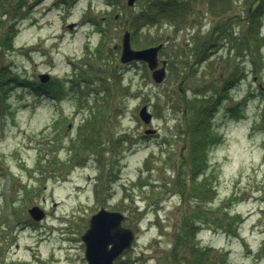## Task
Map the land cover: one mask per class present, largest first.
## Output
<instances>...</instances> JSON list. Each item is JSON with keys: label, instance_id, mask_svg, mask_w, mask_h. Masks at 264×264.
<instances>
[{"label": "rangeland", "instance_id": "374dc122", "mask_svg": "<svg viewBox=\"0 0 264 264\" xmlns=\"http://www.w3.org/2000/svg\"><path fill=\"white\" fill-rule=\"evenodd\" d=\"M43 1L33 8L32 0H0V68L33 84L40 73L66 83L61 98L15 81L0 89V264H88L82 234L101 206L125 213L123 224L136 232L116 263L169 264L180 243V258L197 264L191 242L186 250L181 237L200 201L207 210L196 240L212 247L206 264H264V66L253 70L252 56L233 45L260 0L252 6L233 0L218 15L220 0H188L193 8L184 17L162 13L159 24L139 31V43L150 37L164 43L161 83L147 64L120 59L124 31L132 32L131 17L149 0L133 6L128 0ZM228 19L232 33L219 37L216 30ZM99 20L109 28L104 37L94 25ZM10 25L16 35L8 50ZM204 40L215 46L207 60L196 62L192 53ZM235 63H245L247 77L212 119L204 176L216 194L202 201L182 188L193 172L181 130L183 96L211 82L220 86ZM145 104L149 123L140 117ZM89 124L99 132L100 151L81 149ZM34 205L45 209L43 220L31 217Z\"/></svg>", "mask_w": 264, "mask_h": 264}, {"label": "trees", "instance_id": "16d2710c", "mask_svg": "<svg viewBox=\"0 0 264 264\" xmlns=\"http://www.w3.org/2000/svg\"><path fill=\"white\" fill-rule=\"evenodd\" d=\"M75 1V0H70ZM233 0H220V9L219 11L216 9V13H224L225 9ZM249 5L252 6L256 0H247ZM214 3V1H212ZM215 4V3H214ZM193 8V2H189L188 0H149V6L147 8H143L138 13H135L130 20V27L132 29V41L136 47H145L151 44L161 43L162 40L157 37H150L152 40L147 43H139L136 41V34L144 30L145 27L155 26L159 24L162 19V13H164L168 18L167 19H177L182 18L186 15L187 12H190ZM220 13V14H221ZM248 19L245 21V27L243 29L242 37L236 38L233 42V45L237 48V53L245 55L250 54L252 56V66L253 70H257L264 66V53H263V44H264V0H260L259 5L254 6V8L249 11ZM185 19V18H183ZM229 19L224 22L226 26H221L217 28L218 36L225 37L226 35L232 33L230 24H228ZM97 30H99L103 37L107 30L109 29L107 25H104V22L99 20L95 24ZM216 31L212 34H215ZM15 31L12 29V25H10L9 30L6 35V43L5 49H12L14 46L15 39ZM102 37V38H103ZM214 37V35H213ZM213 37H210V40H215ZM104 40V39H101ZM103 42V41H102ZM101 42V44H102ZM214 42V41H213ZM99 45V44H98ZM104 43L102 44V46ZM214 43L204 40L200 45L195 47V54L192 53L196 62H204L210 57L212 52V48ZM96 46V49L99 50ZM101 51V50H100ZM96 52V51H95ZM138 62V61H133ZM142 62V61H141ZM144 63V62H142ZM193 63V62H192ZM146 64V63H145ZM191 69V63H186ZM247 77V70L245 68V63L240 65L239 63H235L233 69L230 71L227 77L222 80V84L220 86H216L215 82H211L207 84V86L201 87L197 90L193 97H186L184 94V106L185 111L184 115L186 117V126L184 129H181L185 135L189 138L190 145V154L189 160H191V164L193 165V172L190 176V182L184 178L182 183L183 190L186 188H190L193 196H196L200 200H206L209 198H214L216 194V189L214 185L209 182V179L204 176V172L208 167V149L212 142V134L214 133L212 130V119L218 110L221 102L224 99H227L231 95V91L235 86L239 83L240 80ZM185 79V78H184ZM31 79L21 76L20 74H15V76H9V72L5 71L4 68H0V86H10L12 82H17L18 85L22 86V88L32 87L38 93L41 91V86L47 88L48 91L52 92L56 98H61L65 89V79L61 77H54L48 83L38 82L37 84H33ZM72 84H75L74 79H70ZM81 84V83H80ZM214 90V94L210 93V90ZM190 114V115H189ZM94 124V123H93ZM93 124H89L86 127L85 134L87 135L86 140H84L81 144L83 150L87 149H99L102 150L98 140H94V136H97L99 133ZM100 141V140H99ZM121 139H117L114 141V145L116 144V148L121 145ZM186 165H188V161L184 158ZM180 172L178 171L176 178L180 177ZM29 192V191H28ZM183 195L185 194L184 191ZM199 211L194 215L193 218V226L190 224H185L184 227V237H181L183 243V247L191 248V254L196 258L197 264H206L205 255L212 248L211 246H207L206 248L201 247L199 241L196 240L197 232L199 231V225L197 224L198 219L204 218V214L206 216L207 208L203 206V204L199 203ZM203 212V213H202ZM235 217L234 220L237 219L239 214L233 215ZM189 239L187 240V238ZM191 242V247H188ZM180 243L177 244V246ZM173 246L171 252L167 258L170 259L169 264H178V259L183 261L186 264H190L187 259L180 258V250L179 247ZM187 262H186V261ZM117 264H125V262H118Z\"/></svg>", "mask_w": 264, "mask_h": 264}, {"label": "water", "instance_id": "95a60500", "mask_svg": "<svg viewBox=\"0 0 264 264\" xmlns=\"http://www.w3.org/2000/svg\"><path fill=\"white\" fill-rule=\"evenodd\" d=\"M135 0H128V5L133 6ZM71 26V25H70ZM73 26V25H72ZM163 43L144 48H135L132 44V33L126 29L122 38L120 59L124 63L131 61H144L152 71V77L157 83L166 78L167 60L160 59L159 53ZM161 64V65H160ZM51 78L48 73H41L40 79L47 82ZM140 116L145 123L152 120V114L147 105L140 109ZM150 133L151 131H146ZM31 215L40 220L45 215V210L39 205L29 208ZM125 214L121 211L109 210L102 207L90 218V226L82 235L86 244L85 256L88 264H114L115 259L124 250L131 247L135 239V231L131 227L124 226ZM17 264H28L20 262Z\"/></svg>", "mask_w": 264, "mask_h": 264}, {"label": "flooded vegetation", "instance_id": "af4514ba", "mask_svg": "<svg viewBox=\"0 0 264 264\" xmlns=\"http://www.w3.org/2000/svg\"><path fill=\"white\" fill-rule=\"evenodd\" d=\"M32 1H33L32 4L30 3L29 6H31L33 8H37L38 5H40V4L42 5L44 3L43 0H32ZM189 154H190V152H189Z\"/></svg>", "mask_w": 264, "mask_h": 264}]
</instances>
